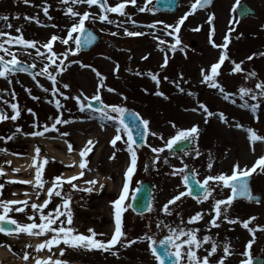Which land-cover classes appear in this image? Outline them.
Here are the masks:
<instances>
[{
	"label": "rangeland",
	"instance_id": "rangeland-1",
	"mask_svg": "<svg viewBox=\"0 0 264 264\" xmlns=\"http://www.w3.org/2000/svg\"><path fill=\"white\" fill-rule=\"evenodd\" d=\"M154 1L151 0L149 3L148 0H136L135 6L128 3L124 9L127 15L123 17L116 13L108 14L109 19L122 24V28H117L116 24L101 22L98 19L100 14L93 9H87L85 4L72 5L74 10L81 14L85 11L94 14L96 22H89V20L88 25L99 34L100 40L98 45L88 53L78 52L76 56L69 54L68 59L65 60L67 70L57 76L58 87L70 97L83 93L85 97L91 99L99 84V78L92 71V68H95L103 77H106L105 87L101 89L100 93L105 104L123 106L150 122L144 147L136 149L133 146L138 160L126 194L129 197L125 204L127 211L123 231L128 241L136 240L137 243L127 248L121 247L120 244L116 245L112 251H116L117 256L112 255L111 251L95 250L91 259L79 256L80 258L74 261L84 264H158L149 248L150 242L143 238L151 236L157 243L162 236H168V228L163 225L159 229L156 227L160 221L172 228H177V226L183 227L185 230L198 228L200 229L197 234L198 238L208 235L212 241H216L218 243L217 252L209 258L210 264H217V261L224 256L223 246L225 244L229 246L230 253L224 264H241L243 260L247 259L244 255L245 251H250L253 258H262L264 261V232L256 231L255 242L249 250L246 245L252 240V235L240 223L229 224L223 232L209 224L210 218L215 215L212 205L217 199H226L230 189L217 187L215 182L210 181L209 184L215 190L208 200L198 203L196 199L186 195L174 205H169L172 215H166L162 210L163 206L175 195L182 191L186 192L183 182L184 173L173 174L181 168L185 171V165L192 170L196 179L203 183L209 175H230L237 163L241 169H251L256 161L264 156V142L252 143L248 138V133L243 130L252 128L258 135L264 136V104L261 105V110L257 113L258 119L254 118L249 110L240 107L243 101L239 99L238 92V89L243 86L258 93L259 90L255 89V84L264 81V56L260 55V53H264V0H215L209 9H196L181 25L178 35L182 43L175 52L168 50V46L174 43V38L166 35V32L171 31V28L165 30L164 25L174 26L181 17L192 11L191 6L196 0H180L181 6L176 12L166 15L153 9ZM240 1H244L255 10L254 17L238 21L235 7ZM119 2H124V0H107L109 6H115ZM145 5L149 10L140 12L139 8ZM45 6L49 7V15L53 16V20H49L44 15L43 8ZM66 8L67 6L63 5L60 0H29L28 4H25L24 0H0V16L9 17L8 22L0 20V32L8 33L11 36L22 34L24 39L37 42L40 52L47 54V49L41 46L48 42L53 35L63 39L67 38V32L79 19V17L74 19L65 15ZM210 15L215 17L212 24L208 23ZM17 16L19 19L15 18ZM26 16L35 17L40 23H36V20H26ZM127 16H131L139 27H134L128 21ZM8 23L12 25L11 28L7 27ZM150 24H156V27H147ZM52 25H56V27H52ZM197 27L200 28V31L193 30ZM17 28L21 29L20 33L16 32ZM123 28H127L129 31L143 32L145 35L128 37L124 35ZM112 32H116L117 35L112 36L110 34ZM210 34L212 43L221 46L216 47L220 50L210 46L212 45L209 42ZM225 36L229 37L227 49L222 47ZM4 38H0V42H3ZM157 38L166 41L164 45H160L164 48V52L158 49L159 39ZM139 41H143L145 44L138 46ZM192 42L196 44L194 48L190 47ZM5 47L16 53L19 60L29 64L35 63L36 72L43 67L44 63H47L44 56L37 55L36 49H24L15 44H5ZM75 48L74 40H70L68 45L62 44L59 39L53 42V51L57 54ZM180 48H183L184 51L181 52ZM221 50L228 54L229 59L218 70L220 75L216 77V81L224 87L225 91L234 94L231 99L236 100L235 104L231 103V99L225 100L218 89L210 88L206 83L201 82L203 79L201 70L204 69L210 74V67L216 63L217 58L219 59L222 54ZM165 53L168 56V64L161 69ZM0 56H5V59L11 58L3 52H0ZM144 56H148V59H143ZM249 56H252L253 59L248 60ZM74 60L79 61L80 64L72 63ZM232 61L243 62L241 67L244 71L230 74L234 68ZM81 64L90 67H81ZM116 65H119L118 72L114 71ZM49 70L53 71L52 68ZM137 71L142 75H135ZM250 71H255L257 77L245 79L246 73ZM147 73H158L159 88ZM8 75L12 81L11 84L6 79L0 78V112L9 116L13 115L10 105L15 103L18 105L21 115L16 121L9 119L0 122V136L5 138L0 140V149L6 150L0 151V171L4 173V175H0V184L4 185L0 189V193H2L0 201L28 200L29 205L32 203L42 204L48 198L47 189L52 187L53 179L60 176L67 180L69 178L67 176L75 170L72 166L69 168L63 166L54 157L49 156L45 152L43 144L60 141L67 146L68 150V144H71V151L66 152L61 149V152L66 153L70 158L73 157L78 165L82 159L87 162L84 176L73 183L79 189L91 187L93 191L73 190L65 183L61 189L62 195L71 196L70 207L76 225L79 227V233L87 235L86 232L92 229L98 234L103 233L102 236L98 235L97 239L107 242L115 228L112 203L122 193L125 172L131 161L130 154L124 150L126 148L124 141L127 140V135L122 134V140L117 141L114 148L110 141L117 134L116 129L119 124L116 121H105L102 125L99 113L89 111L81 113L74 99L70 98L65 101L60 95H57L55 99H60L64 107L58 111L54 102H47L53 100V95L51 82L45 77L39 76L33 80L29 75L12 73ZM181 75L183 76L182 80L180 79ZM164 77H168V80H165ZM37 81L44 88H48L49 92L45 93L37 87ZM171 81L178 82L180 87L185 90L184 93H181ZM63 84H68L69 88L63 89ZM109 87L115 91L108 92L107 88ZM26 89H31V94ZM158 90L168 99L154 95ZM188 92L193 95L189 96ZM32 96L40 99L33 100ZM246 99L249 104L257 103L250 98ZM200 103L205 104L213 113H224L228 122H221L218 115H213L205 123L206 114L202 109H199ZM193 108H197V111H191ZM27 109H32L36 115H31ZM61 112L64 119L72 120L74 123L57 125L59 131L46 132L41 137L24 135L34 131H43L44 125L50 127L54 118ZM112 115L116 116L117 114L113 113ZM93 116L96 118H92ZM34 123L37 125L36 128L32 127ZM173 124H175V128L172 126ZM236 124L242 125L243 128H237ZM194 125L199 127V136L193 142L192 148L187 150L188 154L183 152L172 156L168 155L166 141L173 138L178 130L190 129ZM16 128L22 129V132L16 133ZM63 132L70 133V135L61 136L60 133ZM150 133L157 135L153 136ZM10 135H13L14 138L7 140ZM161 136L163 139L160 138ZM89 140H92L95 146L86 157L82 158L79 153ZM37 147L41 149L39 156L35 153ZM152 148H163L164 151L157 154L152 152ZM197 148L200 152L198 157L195 154ZM113 155L115 158L110 159ZM29 158L35 159V172L25 176L18 171H21V165L25 164V160ZM43 158H47L49 161L44 166L42 174V179L48 181L44 189L38 190L29 184L10 183V181L33 179L34 184L36 168L43 163ZM165 160L168 163H164ZM209 162L213 165L211 170L207 167ZM146 166L147 171L145 170ZM79 171H81L80 167ZM90 180H97L99 183L96 185L85 183ZM144 180L152 183L153 190L149 207L151 211L148 209L144 215H134L129 208V198L139 183ZM100 184L104 185L102 189L99 187ZM250 186L252 194L259 196L261 203L245 200L235 201L229 209L228 215L229 218L240 221L256 217L257 219L249 227L264 228V171L257 168L256 172L251 173ZM37 191L40 193L39 199H37ZM25 193L28 195L25 196ZM58 204H62V200L53 196L52 203L44 210L45 214L53 211ZM25 212L28 215H34L30 207L26 208ZM197 212L203 213V219L198 223L188 224V219ZM0 214H3L2 208H0ZM35 215L38 221L39 213H35ZM8 217L22 224L31 222L23 213L15 211L8 213ZM62 218L64 219V217ZM240 228L243 236L240 235ZM10 237L12 240L9 239ZM10 237L0 236L2 243L0 250L8 253L5 259L0 260V264H23L19 262L21 256L17 255V252L22 253L25 250L35 252L33 258L35 263L37 259L46 260L49 258V254L37 252L33 246L41 241L40 237L17 232ZM181 239H186V237ZM186 247L181 249L182 253ZM205 249L210 250V244L203 245L197 251L198 256L206 255ZM82 250L85 253L88 252L87 249ZM82 250L79 251L80 254H82ZM53 254L52 260L57 256V253ZM106 256L109 257V261L104 260ZM29 261L27 260V262ZM181 264H187L186 257L181 260Z\"/></svg>",
	"mask_w": 264,
	"mask_h": 264
},
{
	"label": "snow or ice",
	"instance_id": "snow-or-ice-1",
	"mask_svg": "<svg viewBox=\"0 0 264 264\" xmlns=\"http://www.w3.org/2000/svg\"><path fill=\"white\" fill-rule=\"evenodd\" d=\"M60 2L63 5H66V12L65 15H69L72 18L79 17L78 21L74 22L71 29L67 32V38L62 39L56 35H53L48 42L43 44L41 47L44 49H47V54L41 53L40 49L37 48V42L35 41H29L24 39L23 35L18 36H11L8 33L0 32V38H4L3 42H0V52L5 53L6 56L11 57L10 59H5V56H0V78H4L8 81L9 84L12 83L11 79L9 78V73H13V70L17 72H25L29 73L32 76L33 80H36L37 77L43 76L47 80L51 82V93L53 95V100L47 101L48 103H53L58 111H60L64 105L61 103L60 99H55L57 95L63 96V99L66 101L68 99H74L78 105V110L81 113H84L86 111H89L91 113H99V119L103 125L105 121H116L119 124V127H117L116 132L117 134L115 137L110 141L111 145L115 148L117 141L122 140V134L127 135V140L124 141L126 144V148L124 149L130 154L131 161L130 165L127 167L125 172V182L123 184L122 193L119 196L118 199H116L112 203V207L114 209V219H115V228H114V234L111 236V238L105 242L103 240L97 239V236H102L103 233H96L94 230L89 229L88 232L90 235L80 234L77 232L76 229H74L71 225L73 223V213L71 210V196L70 195H62V187L63 184H68L73 190L77 191H86L91 192L93 189L91 187L85 188V189H79L76 184L73 183V181L78 180L79 178L84 176V169L87 167V162L82 159V162L80 163L79 167L81 171L79 172L78 176H72L69 177L67 180H64L62 177L57 176L52 181V187H49L47 189V199L43 201L42 204H36L32 203L29 205L28 200H11V201H0V208L3 209V214H0V224H12L15 226V231L17 233H25L29 236H36V237H47L48 234H52L50 239H45L44 242L40 243L36 247V251L39 252L45 248H47L50 252L52 251L53 246H59L63 244L66 247L69 248H84L87 250H99L104 252H112V255L117 256L118 253L116 251H112L117 244H120L121 247L127 248L130 247L132 244L137 243L136 240L128 241L126 238L125 232L122 230V215L125 211H127V206L125 205V197L128 192L129 182L132 179V176L136 170L137 166V153L133 147L135 144V141L131 134V127L128 123H125V115H130L133 122L139 121L140 125H143L145 132H148L149 127V121L142 119L139 117L138 114L134 112H129L125 107L118 106V105H108L105 104L101 98V89L105 87L104 81L106 80V77H103L95 68H92V71L96 73V76L99 78V84L96 89V93L91 97V100H89L88 97H84V101L80 100V96L70 97L68 95H65L60 87H58V80L57 76L62 75L64 71L67 70V66L65 65V60L68 59L69 54L71 56H76L78 52L81 49L82 42L80 38L74 37L73 33H83L86 31L85 29V21L90 19V13L88 11H85L83 14L79 13L78 11L74 10L72 5H78V4H86L88 6L97 5L100 9L101 14L98 16V19L101 22H107L108 24H116L117 28H122L123 25L120 23H117L114 20L109 19L107 13H116L119 16H126V12L124 11L126 5L128 3H131L133 6L136 5V0H124V2H119L115 6H109L107 3V0H60ZM149 3H151V0H148ZM25 4L29 3V0H24ZM210 4V0H196L194 4H192V11L185 14L181 19L173 26V25H164V29L167 30L171 28V31H167L166 35L173 36L174 43L170 44L168 46V50L171 52H175L177 50V47L181 45L182 41L179 37V32L181 30V25L184 24L185 20L188 19L190 15H192L197 7L199 8H205ZM146 10H149L147 6L140 7L139 11L144 12ZM44 15L48 17L49 20L52 19V17L49 15V7L45 6L43 8ZM16 19H19V17H15ZM92 19H95L96 17H91ZM214 15H210L208 18V23L212 24L214 20ZM26 20H36V23H40L38 19L35 17H25ZM128 21H130L134 27H139V25L136 24L134 20H132L131 16H127ZM0 20H3L5 22L9 21L8 16H0ZM44 26V25H41ZM8 28H11L12 25L10 23L7 24ZM52 27H56V25H52ZM149 28H155L156 24H150L147 25ZM124 35L128 37H136V36H143L145 33L143 32H135V31H129L127 28H123ZM194 31H200V28L197 27L193 29ZM234 30V29H233ZM214 31V29H213ZM16 32L20 33L21 29L17 28ZM112 36H116V32L110 33ZM239 38V37H238ZM60 40V42L64 45H68L70 40H74L76 44V48L68 49L65 52L57 54L53 51V42L56 40ZM159 39V38H157ZM95 40L94 35L92 32H88L87 39L83 41L84 44H90ZM209 42L212 43L211 40V34L209 37ZM166 43L165 40L159 39L158 43V49L161 52H164V48L160 47V45H164ZM5 44L9 45H19L24 49H36L37 55L44 56L47 63H44L43 67L37 71V72H30V69H34L36 67V64L33 63L31 65H22V62L17 59L16 53L10 51L9 48L5 47ZM229 44V37L225 36L224 38V44L222 47L224 49H227ZM212 47H221L217 46L215 43H212ZM181 52L184 51L183 48L179 49ZM261 56H264V53H260ZM131 59V57H130ZM143 59H148V56H144ZM227 54H221L219 56L218 62L214 63L210 67V74L206 72L204 69L201 70V76H202V83H206L208 87L218 89L220 93H222L223 98L225 100H230L231 97L234 95L233 93H229L225 91L224 87H222L219 83L216 81V77L220 75V72L218 71L221 66L225 63L226 60H228ZM248 60H252L253 57L249 56L247 58ZM72 63L80 64L79 61H72ZM234 65V68L232 69L233 73H241L244 71L241 67V63H236L235 61L231 62ZM168 64V56L167 53H165L164 57V63L160 66L161 69L165 68ZM81 67H90L81 64ZM52 68L53 71H50L49 69ZM115 72L119 71V65H116ZM55 72V74H53ZM135 75L140 76L142 73L139 71L135 72ZM148 76H150L151 80L155 82L157 85V88H159L160 85V79L158 78V73H147ZM257 73L255 71H250L246 73L245 79L249 78H256ZM165 80H168V77H164ZM180 79H183V76L181 75ZM171 83L174 84V86L181 92L184 93V89L180 87V84L175 81H171ZM187 83V81H185ZM37 87L41 88L42 91L45 93L49 92L48 88H44L43 85L39 84L37 81ZM63 89H68V84L62 85ZM255 89H258L259 92L253 91V89L247 88V87H240L238 89L239 92V99L243 101V103L240 104V107L243 109H247L251 112V114L254 116V118L258 119L257 113L261 110V105L264 104V81H260L255 84ZM26 91L31 94V89H26ZM108 92H114L115 90L112 88H107ZM146 91V90H145ZM189 96H192L193 93L188 92ZM14 95V94H13ZM82 96L83 93H80ZM154 95L157 96H163L164 99H168L167 96H164L162 92L159 90L154 93ZM250 98L252 101H256L257 103L249 104L248 99ZM33 100H39V97L32 96ZM126 99V97H124ZM91 101H97L100 102L102 107L101 108H93ZM231 103L235 104L236 100L231 99ZM13 115L9 116L3 112H0V122L11 120L16 121L20 115L21 112L18 108L17 104H11L10 105ZM199 109H202L203 112L206 114L205 116V123L208 122V118L212 117L213 115H218V118L221 122L227 123L228 118L225 116L224 113H213L211 112L208 107L200 103ZM28 113L35 116L36 113L33 112L32 109H27ZM191 111L196 112L197 108L191 109ZM117 114L116 116H113L112 114ZM92 118H96L93 116ZM74 123V121L69 119L63 118V113L61 112L60 115L56 116L54 118V122L49 127L48 125H44L43 131H34L32 133H26L24 135H32L35 137H41L44 136L46 132H53V131H59L57 129V125H68ZM139 126V125H138ZM174 128L176 127L175 124L172 125ZM33 128H36L37 125L34 123L32 125ZM237 128H243L242 125L236 124ZM248 133V138L252 143L255 142H264V136H260L257 134L255 130L252 128L243 129ZM199 127L198 126H192L190 129L186 130H178L175 136L169 140L166 141V147L171 150L173 149L174 145L184 142V141H191L195 142L198 139L199 136ZM22 129L16 128V133H21ZM153 136H156V133H150ZM61 136H69L70 133L63 132L60 133ZM14 138L13 135H10L7 137V140H12ZM163 139V137H160ZM5 138L0 136V140H4ZM95 146L94 142L92 140L87 141V145L83 150L80 151L79 155L84 158L86 157ZM69 151L72 150V145L68 144ZM153 153H160L163 152V148H152L151 149ZM0 151H6L5 149H0ZM41 152V149L39 147L35 148V153L37 156H39ZM185 154L187 153V150H185ZM195 154L198 157L200 155L199 149H195ZM115 155L110 157V159H114ZM158 159V156H157ZM10 163V162H9ZM49 161L47 158H43V163L40 164L36 168L35 173V183L33 184V181L29 180H22V181H10V183H22V184H29L33 185L38 190H42L45 187V184L48 183V181H45L42 179V174L44 171V166L48 164ZM164 163H168L167 160L164 161ZM33 166H36L35 159L33 161ZM187 165H185V168ZM208 169L211 170L213 167L212 163L209 162L207 165ZM257 168H259L261 171H264V156L260 157L256 164L251 169H241L239 164H235L232 172L230 175L227 174H220L216 176L209 175L207 178L204 179L203 183H200L199 181L196 182L195 188H188L187 192H180L178 195H175L173 199L169 200L168 203H166L163 206V212L166 215H172V212L169 208V205H174L177 201H180L182 197L186 195H191L193 191H201L202 195L199 197H193L197 200L198 203H203L204 201L208 200L209 197L212 196L213 191L215 190L210 184V181H213L216 183L217 187H222L224 189H230L231 195H229L226 199H217L215 200L214 204L212 205V210L215 213L213 217L210 218L209 224L211 227L219 228L220 224L217 223L218 220H220L222 217L223 219L229 223V224H237L240 223L241 226L248 230V232L252 235V240H250L246 248L251 249L253 246V243L255 242V233L256 231H262L264 232V228H250L249 225L256 220V217H251L246 221H240L238 219H232L229 218L228 212L231 208L234 200L237 197H243L249 202H255L257 204L261 203L260 197L255 196L252 194L249 183H248V177H250L251 173H254L257 171ZM145 170L147 171V166L145 167ZM18 171V170H14ZM176 172L184 173V169H178L173 174H176ZM0 175H4L2 171H0ZM86 184L89 185H96L99 183L97 180H90L85 181ZM184 183L185 187H188L189 184V177L187 174H184ZM4 187L3 184H0V189ZM99 187L102 189L104 187L103 184H100ZM2 195V193H0ZM15 195V194H14ZM25 196L28 195V193L24 194ZM39 191H37V199H39ZM59 197L62 200V204L56 205L55 209L51 212H48L45 214L44 210L48 208L49 204L52 203V197ZM20 205L19 207L13 208L12 206ZM30 207L34 215H28L25 212V209ZM15 211L19 213H23L28 221H31L30 223L22 224L19 223L15 219H10L8 217V213ZM149 211H151V208H149ZM35 213H39L38 221ZM61 217H64L62 220ZM203 219V213L197 212L194 216L190 217L187 221L188 224H195L198 223ZM183 223V221H182ZM168 228L169 235L162 241H160L161 245L164 246V253L163 255L166 257H175V264H181V260L186 257L187 264H210V257H212L216 252L218 248V243L216 241H212L211 237L208 235L203 236L202 238H198V232L200 229L198 228H190L188 230H185L183 227L177 226V228H172L167 224H164L163 221H160L157 223L156 227L159 229L161 226ZM0 232H7V230L4 227H0ZM182 237H186V239H181ZM143 239L148 240L149 248L151 249L152 255L155 257L157 261H159V264H164V260L160 254L157 253V249L154 246L156 244V241L151 236H145ZM205 244H210V250L205 249L206 255L203 257L198 256L197 251L203 247ZM169 246L171 249H174V251L169 250ZM186 247V250L182 253L181 249H184ZM223 252L224 256L221 257L217 264H224L225 259L230 253V248L227 244L223 246ZM65 250L64 248L60 249V256H64ZM244 255L247 257V259L243 260L241 264H253V257L250 251H245ZM23 259L27 261L29 259V256L27 254L24 255ZM36 264H64L60 259L52 260L51 257H49L46 260H36ZM260 264H264V261H260Z\"/></svg>",
	"mask_w": 264,
	"mask_h": 264
},
{
	"label": "water",
	"instance_id": "water-1",
	"mask_svg": "<svg viewBox=\"0 0 264 264\" xmlns=\"http://www.w3.org/2000/svg\"><path fill=\"white\" fill-rule=\"evenodd\" d=\"M212 1L213 0H210V4L207 7H209L211 5ZM178 5H179V0H157L155 7L160 12H174L175 9L178 7ZM238 15H239V19H242L243 17H245L247 15H254V11L250 10L245 4H240L239 8H238ZM82 37H83V39H82V45H83L84 44L83 41L85 40L84 38H86V37H84V36H82ZM82 47H84V46H81V48ZM91 103H92L93 108H97V109L101 108V105L98 102H91ZM125 123H128L131 127V134H132V137L135 141V144L138 147L142 146L144 143L145 132H144V130L141 129V127L137 126L138 121L133 122L130 115L126 114L125 115ZM190 147H191V141H184V142H181V143L174 145L173 149H171V150L168 149L167 153L169 155H173L175 153L182 152V151H184ZM185 174H187L189 177V184L187 187V191H188V188H195L196 187L197 181H196L195 177L192 175L191 170L189 168H186ZM247 179H248V183H249V178H247ZM151 190H152L151 183L145 181V182H142L140 184L139 188L137 189V191L135 192V194L131 198V209L134 212L144 213L147 210L149 203H150ZM201 195H202V190L199 192L193 191L191 193V195H189V196L193 198V197H199ZM239 198H243V197H237L236 199H239ZM0 227H4L8 231H11L13 229L10 224H0ZM165 238L166 237H163L160 241L164 240ZM155 247L157 249V253L162 256V258L164 260V264H175V257H166L163 255L164 246L161 245L160 242ZM169 250H170V246H169ZM260 261H263V260L262 259H254L253 264H260Z\"/></svg>",
	"mask_w": 264,
	"mask_h": 264
},
{
	"label": "bare ground",
	"instance_id": "bare-ground-1",
	"mask_svg": "<svg viewBox=\"0 0 264 264\" xmlns=\"http://www.w3.org/2000/svg\"><path fill=\"white\" fill-rule=\"evenodd\" d=\"M44 150L45 152L51 156L54 157V159L58 160L63 166L65 167H73L75 170L69 174L67 177H72V176H76L79 174V165L76 162V160L72 157L70 158L68 155H66V153L61 152V149L65 150L66 152H68L69 150L67 149V146L63 143V142H52V143H44ZM33 158H29L27 160H25V164L21 165V171H18L22 174H33L35 172V166H33ZM29 181H33V179H29ZM127 203V202H126ZM125 203V204H126ZM220 222V227L219 230L220 232H223V230H225L226 228H228L229 223H227L224 219L218 220V223ZM240 235L243 236V232L242 229H239ZM6 252L1 251L0 250V260L5 259V257L7 255H5ZM23 264H35V262H31V263H26L24 262Z\"/></svg>",
	"mask_w": 264,
	"mask_h": 264
},
{
	"label": "flooded vegetation",
	"instance_id": "flooded-vegetation-1",
	"mask_svg": "<svg viewBox=\"0 0 264 264\" xmlns=\"http://www.w3.org/2000/svg\"><path fill=\"white\" fill-rule=\"evenodd\" d=\"M61 219L63 220V218L61 217ZM74 229H76L77 230V232L79 233V227L76 225V222H75V218H73V223H72V225H71ZM87 233V235H90V233L89 232H86ZM0 236H4V235H1L0 234ZM51 236H52V234H48V236L47 237H40L41 238V241L40 242H38V245L40 244V243H42V242H44L45 241V239H50L51 238ZM32 240H35V239H32ZM30 242V241H29ZM2 243H1V241H0V245H1ZM23 246V245H22ZM33 246H35V245H33ZM35 248H36V246H35ZM61 248H64V250H65V254H64V256H60V249ZM82 249H84V248H69V247H66V246H64L63 244H61V245H59V246H53L52 247V251L50 252L47 248H45V249H43V250H41V251H39V252H43V253H46V254H49L48 256L49 257H52L54 254L53 253H57V256L56 257H53V259L54 260H56V259H60L62 262H64V264H67V263H70V264H84V263H77L76 261H74V260H76V259H78V258H80L79 256H83V257H89L90 259L92 258V255L94 254V252H95V250H88V252H86L85 253V251L84 250H82ZM80 250H82V254H80L79 253V251ZM13 253H15L14 251H12ZM32 250H28V251H24V252H20V253H18L17 252V255H20L21 256V259L23 260V257H24V255L25 254H27L28 256H29V259L28 260H30L29 262H31V261H33V258H34V254H35V252H33ZM12 253V255L13 256H15L14 254ZM47 258V256L45 257V259ZM104 260H108L109 261V257L108 256H106L105 258H104ZM24 262H27V261H25L24 260ZM90 264V263H89Z\"/></svg>",
	"mask_w": 264,
	"mask_h": 264
}]
</instances>
